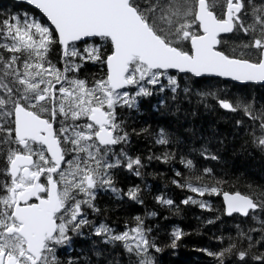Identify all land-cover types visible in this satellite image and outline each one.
Wrapping results in <instances>:
<instances>
[{"label": "snow or ice", "instance_id": "1", "mask_svg": "<svg viewBox=\"0 0 264 264\" xmlns=\"http://www.w3.org/2000/svg\"><path fill=\"white\" fill-rule=\"evenodd\" d=\"M23 2L35 11L0 14V264H160L188 233L162 240L155 210L127 212L144 189L122 183L177 159L171 183L195 195L156 203L230 218L235 236L196 249L210 264H264V197L223 187L229 154L264 158V0ZM145 104L165 123L140 124Z\"/></svg>", "mask_w": 264, "mask_h": 264}, {"label": "trees", "instance_id": "2", "mask_svg": "<svg viewBox=\"0 0 264 264\" xmlns=\"http://www.w3.org/2000/svg\"><path fill=\"white\" fill-rule=\"evenodd\" d=\"M211 3V0H209ZM11 11V12H23V11H34L28 6L23 4L15 3L10 0H0V14ZM219 11V10H217ZM56 56L53 54V59ZM90 72H95L96 68L89 66ZM252 93L256 96H260L264 93V89H261L259 85H255ZM144 115L139 117L140 124H151L153 128L157 126V121L161 124L165 123V118L160 117L158 114L151 113L147 104L143 105ZM206 119L212 120L213 117L206 116ZM199 123V121H197ZM139 126V125H137ZM223 127V125H221ZM153 146L149 139L133 137L132 151L134 154L147 155ZM157 152L159 149H155ZM198 160L200 158H197ZM201 163H204L202 160ZM147 164V161H146ZM229 174L231 177V183L223 185V187L229 191H239L244 194H249L254 198L264 197V158L259 154L246 155L239 154L232 156L229 154ZM175 170L185 171L183 165L177 159L176 161H170L168 164L161 163L153 160L143 171V179L130 176L127 180L123 181L122 186L126 189L134 184H139L144 189V205H132L127 208V212L131 215H144L145 211L155 210L158 213V223L162 227L160 237L162 240L167 239V233L171 232L173 227H180L184 232L188 233L184 237V241L181 246L173 251L172 249H166L160 256V264H210L211 258L197 251L198 248H212L215 249L218 245L215 240L212 239V234L216 233L219 235L223 232L224 236L227 237L229 233L235 236V228L231 226L230 218L224 217L226 223L217 222L214 225H208L202 223V218L211 217L217 215L215 212H205L196 206L180 205L184 211L180 215H172L167 213L160 205L155 201V196L164 194L174 199L177 204L180 200L188 195H195L176 188L171 180L175 177ZM239 178V179H237ZM249 185H252L250 188ZM199 199V198H198ZM213 203L214 207H220L222 205L220 197H204ZM105 200L101 201V206H104ZM127 207V206H126ZM164 216H168V219H164ZM125 213L113 214L109 217L108 223L114 227L122 228ZM201 218V219H198ZM115 222V223H114ZM80 241H77V247L81 246ZM63 256V253L61 254ZM75 255V254H73Z\"/></svg>", "mask_w": 264, "mask_h": 264}, {"label": "water", "instance_id": "3", "mask_svg": "<svg viewBox=\"0 0 264 264\" xmlns=\"http://www.w3.org/2000/svg\"><path fill=\"white\" fill-rule=\"evenodd\" d=\"M10 1H13L15 3H19V4H23L25 6H28L29 8H31V6L27 5L26 3L23 2V0H10ZM32 9V8H31ZM34 10V9H32ZM35 11V10H34ZM221 200H222V196H221ZM228 218V217H227Z\"/></svg>", "mask_w": 264, "mask_h": 264}]
</instances>
